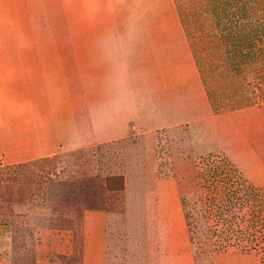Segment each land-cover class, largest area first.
<instances>
[{
	"label": "rangeland",
	"instance_id": "obj_1",
	"mask_svg": "<svg viewBox=\"0 0 264 264\" xmlns=\"http://www.w3.org/2000/svg\"><path fill=\"white\" fill-rule=\"evenodd\" d=\"M78 2L0 0V264H264V0L162 8L187 25L208 94L196 145L185 126L153 140L79 138ZM162 34L177 36L179 56L181 28ZM200 187L209 233L193 209Z\"/></svg>",
	"mask_w": 264,
	"mask_h": 264
},
{
	"label": "crops",
	"instance_id": "obj_2",
	"mask_svg": "<svg viewBox=\"0 0 264 264\" xmlns=\"http://www.w3.org/2000/svg\"><path fill=\"white\" fill-rule=\"evenodd\" d=\"M78 1L77 11H88V19L74 24L79 33L72 37L86 44L74 52L87 80L88 136L79 132V138L99 143L142 134L153 140L159 130L185 126L196 145L201 136L195 132H208L209 100L182 29L187 25L161 18L162 8L169 10L173 0H119V5L114 0ZM177 25L183 33L179 56L177 36L162 34V27ZM172 42L175 48L164 45L162 51L161 43ZM53 125L50 140L59 131ZM152 151L146 150L149 159Z\"/></svg>",
	"mask_w": 264,
	"mask_h": 264
},
{
	"label": "trees",
	"instance_id": "obj_3",
	"mask_svg": "<svg viewBox=\"0 0 264 264\" xmlns=\"http://www.w3.org/2000/svg\"><path fill=\"white\" fill-rule=\"evenodd\" d=\"M230 171L235 172V170H230ZM235 175H236V172H235ZM106 181H107V179H106ZM254 191L253 190L249 191L247 196H250V194L255 193ZM244 192L246 193V191H244ZM194 204H195V207L193 209H195L197 211V213L199 212V214L201 215V217L203 218V221H204L203 228L209 233L210 229H209L208 219H207V209L205 206V201L203 198V193L201 191V187L195 192V203ZM196 204H198L199 206L197 205V207H196ZM191 215H192V211H190V207H189V203H188V218L189 219L192 218ZM193 220L195 223H193V224L188 223V224H189V228L191 229L192 236L195 237V235L197 234V231L200 230L202 227H199L197 224L198 217L193 218Z\"/></svg>",
	"mask_w": 264,
	"mask_h": 264
}]
</instances>
